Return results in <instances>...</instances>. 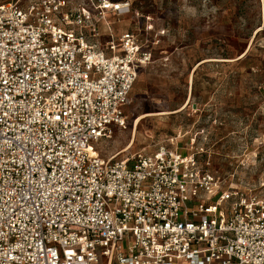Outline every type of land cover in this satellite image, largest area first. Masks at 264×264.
<instances>
[{
	"label": "built area",
	"instance_id": "obj_1",
	"mask_svg": "<svg viewBox=\"0 0 264 264\" xmlns=\"http://www.w3.org/2000/svg\"><path fill=\"white\" fill-rule=\"evenodd\" d=\"M131 11L128 0L0 3V264H264V183L211 172L201 147L95 150L126 126L158 42L113 38L108 15Z\"/></svg>",
	"mask_w": 264,
	"mask_h": 264
},
{
	"label": "rangeland",
	"instance_id": "obj_2",
	"mask_svg": "<svg viewBox=\"0 0 264 264\" xmlns=\"http://www.w3.org/2000/svg\"><path fill=\"white\" fill-rule=\"evenodd\" d=\"M128 1L129 14L107 18L113 38L130 30L158 42L130 90L126 126L94 144L99 156L151 151L177 137L179 150L201 147L199 163L226 180L264 183V2Z\"/></svg>",
	"mask_w": 264,
	"mask_h": 264
},
{
	"label": "crops",
	"instance_id": "obj_3",
	"mask_svg": "<svg viewBox=\"0 0 264 264\" xmlns=\"http://www.w3.org/2000/svg\"><path fill=\"white\" fill-rule=\"evenodd\" d=\"M111 15V14H110ZM110 15H108V18L110 17ZM112 16H114V15H112ZM101 30H102V32H103V30H104V27L101 25ZM130 31V30H129ZM123 33V32H122ZM121 34V33H120ZM152 48V50H153V47H151ZM145 66V65H144ZM143 67V66H142ZM142 67H140L139 68V70L142 68ZM139 72V71H138ZM138 75V74H137ZM147 116V115H146ZM166 139H164L162 142H160V143H164V144H166V145H169V146H171V147H176V148H178V146L176 145V143H175V141L173 140V145H171L170 144V142H169V139L170 138H172V139H174L175 138V140L177 139V137H165ZM191 143H193V140H191ZM179 149V148H178ZM181 150V149H180Z\"/></svg>",
	"mask_w": 264,
	"mask_h": 264
},
{
	"label": "bare ground",
	"instance_id": "obj_4",
	"mask_svg": "<svg viewBox=\"0 0 264 264\" xmlns=\"http://www.w3.org/2000/svg\"><path fill=\"white\" fill-rule=\"evenodd\" d=\"M262 2H264V0H262ZM147 115H150V114H147ZM143 116H139L136 121H135V125L139 122V120L142 118ZM131 145V144H130Z\"/></svg>",
	"mask_w": 264,
	"mask_h": 264
}]
</instances>
